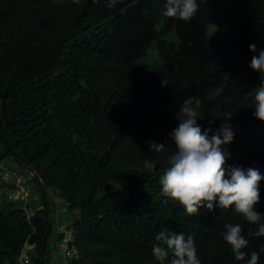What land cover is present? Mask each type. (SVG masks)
<instances>
[{"label":"trees","instance_id":"16d2710c","mask_svg":"<svg viewBox=\"0 0 264 264\" xmlns=\"http://www.w3.org/2000/svg\"><path fill=\"white\" fill-rule=\"evenodd\" d=\"M220 2L197 0L185 23L162 15L166 0H0V161L31 175L40 207L27 217L0 204V264H15L24 243L31 264H44L46 189L78 213L70 264H158L152 246L162 231L191 235L201 264H244L221 235L230 223L264 264L257 225L231 208L188 216L163 197L164 154L150 150L168 140L183 99L198 97L202 130L215 132L233 115L226 170L264 177V122L253 116L261 81L250 68L264 49V17L242 10L234 32L209 39ZM170 33L174 41L162 39ZM150 48L158 63L142 64ZM259 191L255 207L264 214V180Z\"/></svg>","mask_w":264,"mask_h":264},{"label":"clouds","instance_id":"9594fccd","mask_svg":"<svg viewBox=\"0 0 264 264\" xmlns=\"http://www.w3.org/2000/svg\"><path fill=\"white\" fill-rule=\"evenodd\" d=\"M164 8L163 16L188 23L198 13L200 5L197 0H166ZM249 50L256 53V45L251 44ZM250 68L259 74L261 81L254 89L253 116L264 122V49L259 50L258 56L253 55ZM200 106L198 97H185L176 113L178 124L168 134V140L151 143V151L164 154L165 167L159 177L160 194L178 202L188 216L198 215L201 208L209 212L214 208H231L247 223L258 226L255 236L264 237V214L255 207L260 201L259 185L264 177L254 168L246 172L238 167L226 170L229 154L222 146L233 140V129L228 123L233 115L228 114L227 122L222 121L215 132L211 126L202 130L197 123ZM143 167L153 172L156 163L146 159ZM225 228L221 235L230 246L234 259L244 264H258L259 253L245 251L249 241L242 234L241 225L230 223ZM155 239L157 243L152 246V255L158 264H201L191 235L162 231Z\"/></svg>","mask_w":264,"mask_h":264},{"label":"rangeland","instance_id":"374dc122","mask_svg":"<svg viewBox=\"0 0 264 264\" xmlns=\"http://www.w3.org/2000/svg\"><path fill=\"white\" fill-rule=\"evenodd\" d=\"M52 1H61V0H52ZM217 14L214 22L210 24L207 28V37L209 39H214L223 36L224 34H229L234 32L237 26L238 15L242 10H246L247 13L252 14L253 16L264 17V0H220ZM165 41H174L173 34H167L162 38ZM145 65H152L158 63V58L156 52L153 48H150L145 57L140 61ZM1 162V161H0ZM4 165V164H2ZM11 169V166L6 165ZM13 168V167H12ZM1 169V168H0ZM20 174H23L24 171L16 166L15 168ZM123 184L119 182L118 184H110L108 189H114L117 186ZM48 202L50 204V215L49 219L51 222L52 231L47 238V249L44 255V264H59L60 263V250L55 244L53 238V230L57 224L59 216H65L60 214V210L63 208V202L57 197V193L46 189L44 191ZM38 195V194H37ZM60 200V201H59ZM32 207L30 208L31 214L36 211L35 202L31 199ZM31 205V204H30ZM53 214L57 215V218L53 219ZM78 213H68L64 219L67 224H70L75 218H77Z\"/></svg>","mask_w":264,"mask_h":264},{"label":"built area","instance_id":"2783aa9c","mask_svg":"<svg viewBox=\"0 0 264 264\" xmlns=\"http://www.w3.org/2000/svg\"><path fill=\"white\" fill-rule=\"evenodd\" d=\"M0 168V204L13 203L22 209L27 217L31 215V199L36 204V210L39 209L38 195L35 191L34 182L31 180V175L25 169H22L24 173L20 174L16 169H10L4 166H0ZM71 212L72 211H69L67 206L63 203L60 214L66 216ZM65 216H59L53 230L55 244L61 253L59 264H70L71 260L74 258V250L71 245L73 228L71 223L67 224L65 222ZM54 218H57L56 214H53V219ZM30 250L31 246L24 243L18 252L15 264H31Z\"/></svg>","mask_w":264,"mask_h":264},{"label":"crops","instance_id":"0c3cea01","mask_svg":"<svg viewBox=\"0 0 264 264\" xmlns=\"http://www.w3.org/2000/svg\"><path fill=\"white\" fill-rule=\"evenodd\" d=\"M2 164H4V165H2ZM6 165L11 166V169H15V168H16L15 163H14L11 159H9V158H5V159H3V160L0 162V166L7 167ZM12 167H13V168H12ZM7 168H9V167H7ZM59 201H60V200H59ZM72 212L77 213V210H73Z\"/></svg>","mask_w":264,"mask_h":264}]
</instances>
